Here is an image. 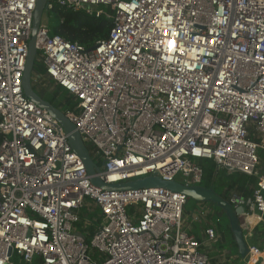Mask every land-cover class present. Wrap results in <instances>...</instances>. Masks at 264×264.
Masks as SVG:
<instances>
[{
	"label": "built area",
	"instance_id": "obj_1",
	"mask_svg": "<svg viewBox=\"0 0 264 264\" xmlns=\"http://www.w3.org/2000/svg\"><path fill=\"white\" fill-rule=\"evenodd\" d=\"M36 4L0 0V264H210L186 229L185 195L95 187L62 127L24 95ZM55 6L112 21L91 47L47 24L37 35L48 79L74 97L76 110L64 113L94 147L101 180L202 186L201 159L258 175L252 200L230 201L245 208L248 240L264 222V0H50L48 11ZM88 202L100 210L92 235L78 228ZM207 214L202 206L191 222ZM216 235L206 227L203 237ZM239 264H264V252L249 243Z\"/></svg>",
	"mask_w": 264,
	"mask_h": 264
},
{
	"label": "trees",
	"instance_id": "obj_2",
	"mask_svg": "<svg viewBox=\"0 0 264 264\" xmlns=\"http://www.w3.org/2000/svg\"><path fill=\"white\" fill-rule=\"evenodd\" d=\"M48 12L51 13L56 20L55 25L49 26L53 35L61 36L66 41L78 43L85 47H91L98 41L107 38L112 28V21L105 16L97 18L84 11H75L60 8L58 6L53 7ZM51 83L52 81L49 80L46 75V69L43 64V55L39 52L34 70V87L41 85L44 86L43 90L40 91V95L61 110L66 112L76 110L74 97L60 86L55 85L54 88H50L49 85ZM251 132L252 131H250V133ZM2 138V134L0 133V142L2 141ZM249 138L258 141V139L252 134ZM87 147L94 161L100 166L101 163L95 156L94 147L91 145H87ZM198 165L202 170V186L214 189L218 195L228 201H231L234 196L240 197L245 202L253 199V193L257 188L258 175L248 176L239 172L232 173L226 169L219 170L213 160L201 159L199 160ZM189 201L191 200H188V202ZM188 202L184 208V216H187L188 213ZM79 214L81 216V222L78 224V228H82V226L85 225L92 235L100 224V210L94 204L88 202ZM215 217L216 212L209 213L204 218V221H202V223L200 222L201 224H187L186 229L190 234L195 235L197 240L202 244L200 251L208 256L209 263L221 264L224 252L226 251L224 249L225 236L222 233L225 228L220 225L218 216L216 222H214ZM84 222H87V224H84ZM206 227L214 228L217 233L216 239L211 243H207L200 235V232L205 230ZM227 230L230 232L228 221ZM243 230L246 236L247 231L244 228ZM248 240L251 245L257 246L264 252V222H260L254 228L252 234L248 236Z\"/></svg>",
	"mask_w": 264,
	"mask_h": 264
},
{
	"label": "water",
	"instance_id": "obj_3",
	"mask_svg": "<svg viewBox=\"0 0 264 264\" xmlns=\"http://www.w3.org/2000/svg\"><path fill=\"white\" fill-rule=\"evenodd\" d=\"M49 2L50 0H37L34 11L31 38L28 44V54L22 78L24 95L39 108L46 110L62 127L64 133L67 135L70 146L82 160L87 175L95 187L109 192H123L143 188H164L172 192L183 194L189 200L200 204L212 203L219 207L227 216L229 228L238 250V256L240 259H244L249 252V242L241 224V216L244 214L245 208L244 206H233L230 201L218 195L214 189H209L204 186H185L176 181L162 180L156 175L122 184H106L101 180L99 176L101 174V168L94 161L87 144L82 139L75 125L66 117L63 110L40 96L33 84L34 70L39 53L37 49V35L43 24L44 14L48 12ZM226 170L232 173L238 172L232 168H226ZM234 199L239 201L241 198L234 196ZM78 235L85 239L83 234L79 233Z\"/></svg>",
	"mask_w": 264,
	"mask_h": 264
},
{
	"label": "rangeland",
	"instance_id": "obj_4",
	"mask_svg": "<svg viewBox=\"0 0 264 264\" xmlns=\"http://www.w3.org/2000/svg\"><path fill=\"white\" fill-rule=\"evenodd\" d=\"M100 9H106L108 10L107 8L105 7H100ZM109 11V10H108ZM56 23V20L54 18V16L49 13V12H45L44 14V18H43V24H47L48 26H53L55 25ZM53 83V82H52ZM50 84V88H54L55 85L54 84ZM35 86V85H34ZM44 86H39V89L43 90ZM36 89V87H35ZM37 90V89H36ZM197 162H199V160H197ZM260 173H264V161L262 162V165L260 167ZM178 180H180V176H178L177 178ZM207 207L208 210H209V213H215L216 212V217L214 218V222H216V218L218 216L219 220H220V225H222L224 229V231H222V233L224 234L225 236V239H224V249L226 251H230L232 252V256L235 257V256H238V250H237V247L234 245V239H233V236L232 234L230 235V232L227 230V221H228V218L227 216L225 215V213L219 208L217 207L216 205L212 204V203H205V204H200V203H197L195 201H189L188 202V205H187V216H185L187 218V224H190L192 223V218H193V215L196 213V211L199 210V208L201 207ZM218 211V212H217ZM202 223V222H201ZM200 223V224H201ZM241 223H243V220L241 218ZM193 224H198V222H193ZM189 232V231H188ZM250 243V241H248Z\"/></svg>",
	"mask_w": 264,
	"mask_h": 264
},
{
	"label": "crops",
	"instance_id": "obj_5",
	"mask_svg": "<svg viewBox=\"0 0 264 264\" xmlns=\"http://www.w3.org/2000/svg\"><path fill=\"white\" fill-rule=\"evenodd\" d=\"M36 88H38V90H40L41 91V89H39V86L37 87L36 86ZM189 228H191V227H189ZM251 233V232H250ZM200 235H201V237L204 239V230H202L201 232H200ZM249 236V235H248ZM233 254H232V252H230V251H225L224 252V255H223V258H222V260H221V264H239L240 263V261H241V259L239 258V256H235V257H233L232 256Z\"/></svg>",
	"mask_w": 264,
	"mask_h": 264
},
{
	"label": "bare ground",
	"instance_id": "obj_6",
	"mask_svg": "<svg viewBox=\"0 0 264 264\" xmlns=\"http://www.w3.org/2000/svg\"><path fill=\"white\" fill-rule=\"evenodd\" d=\"M257 218H255V217H252V218H250V222L252 223V224H256L257 223Z\"/></svg>",
	"mask_w": 264,
	"mask_h": 264
},
{
	"label": "flooded vegetation",
	"instance_id": "obj_7",
	"mask_svg": "<svg viewBox=\"0 0 264 264\" xmlns=\"http://www.w3.org/2000/svg\"><path fill=\"white\" fill-rule=\"evenodd\" d=\"M37 87H38V86H37ZM36 89H37L36 91H37V92H38V94L40 95V90H38V88H36ZM40 96H41V95H40Z\"/></svg>",
	"mask_w": 264,
	"mask_h": 264
}]
</instances>
